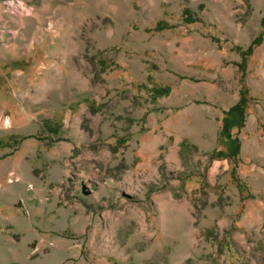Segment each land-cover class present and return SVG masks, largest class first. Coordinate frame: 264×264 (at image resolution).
<instances>
[{
    "label": "rangeland",
    "instance_id": "obj_1",
    "mask_svg": "<svg viewBox=\"0 0 264 264\" xmlns=\"http://www.w3.org/2000/svg\"><path fill=\"white\" fill-rule=\"evenodd\" d=\"M0 264H264V0H0Z\"/></svg>",
    "mask_w": 264,
    "mask_h": 264
},
{
    "label": "trees",
    "instance_id": "obj_2",
    "mask_svg": "<svg viewBox=\"0 0 264 264\" xmlns=\"http://www.w3.org/2000/svg\"><path fill=\"white\" fill-rule=\"evenodd\" d=\"M167 27L166 22H158L154 26L155 31L162 30L163 28ZM258 43V40H255L252 45H250L247 49L245 50H240L241 55H242V61L238 64L239 69L241 71L245 70L246 66V59L247 56L252 53L253 47L255 44ZM168 88L164 87L163 89H155V94L159 93H167ZM249 103V97L247 96V90L246 88H241L240 90V97L237 100L235 104H233L229 110L227 111L226 115L222 118L221 121V127H220V135L227 138L230 141V154L232 156L238 154L239 148H240V143L237 138L232 137V127L237 126L241 127L244 124L245 120V114H246V109Z\"/></svg>",
    "mask_w": 264,
    "mask_h": 264
}]
</instances>
